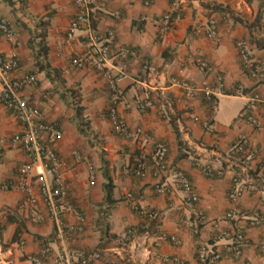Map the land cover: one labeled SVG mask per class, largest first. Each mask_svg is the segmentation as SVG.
<instances>
[{"label": "crops", "instance_id": "obj_1", "mask_svg": "<svg viewBox=\"0 0 264 264\" xmlns=\"http://www.w3.org/2000/svg\"><path fill=\"white\" fill-rule=\"evenodd\" d=\"M170 9L180 18L161 33L160 19ZM75 12L73 0H0V15L17 31L14 48L19 69L38 79L35 86L19 93L41 109L45 121L62 131L53 148L64 163L60 171L75 210L64 212L61 222L75 225L76 213L82 216V229L68 230L66 239H60L34 179L36 201H26V193L17 184L19 167L27 156L11 144L21 126L14 113L0 105V264H30L27 256L42 248L47 249L43 264H58L64 254L75 260L78 250L100 254L90 261L79 258L80 264H173L163 256L202 264L198 259L201 248L224 252L231 242L220 235L221 230L242 232L246 243L241 257L227 255L214 264H264V124L254 126L244 111L252 91L264 95V80L244 73L236 49L237 40H247L250 57L264 63V0H150L149 5L143 0H97L88 17L90 30L82 26L68 40L66 32ZM211 17L217 20L219 42L205 34ZM108 29L115 32V39L104 65L113 75L128 74L118 84L122 97L117 106L126 135L114 133L108 116L107 77L93 67L72 63L86 50L88 31ZM41 44L46 46L43 69L36 58ZM118 46L134 49L136 56H116L113 50ZM9 48L0 35V50ZM198 55L212 70L206 72L196 65ZM47 63L57 71L58 76L52 75L56 79L47 74ZM147 65L155 66L157 74L149 73ZM172 76L195 84L206 80L215 88L217 109L212 111L201 93L188 97L181 86L171 84ZM2 88L0 82V92ZM146 97L153 106L141 112L137 102ZM78 104L83 106L80 115ZM262 111L256 106L247 113ZM138 128L166 143L162 169H154V142L135 135ZM241 135L247 137L246 149L240 159L229 162L225 156ZM205 163L222 173L204 175L200 166ZM135 166H142L145 174H134ZM179 173L198 194L192 207L184 202ZM234 176L241 180L243 192L238 212L227 218ZM108 181L113 184L112 202L104 190ZM7 182L11 185L4 188ZM135 206L156 211L158 218H144ZM256 214L261 217L258 223ZM170 235L179 243L171 242ZM20 239L23 247L18 245Z\"/></svg>", "mask_w": 264, "mask_h": 264}, {"label": "built area", "instance_id": "obj_2", "mask_svg": "<svg viewBox=\"0 0 264 264\" xmlns=\"http://www.w3.org/2000/svg\"><path fill=\"white\" fill-rule=\"evenodd\" d=\"M76 7V12L71 19L66 38L71 40L75 36V32L86 26L88 30V17L91 7L97 0H73ZM144 5H149L150 0H143ZM118 14V13H117ZM180 18V14L172 9L164 13L160 19L159 30L164 32L166 28L173 22ZM17 31L13 24L5 16L0 15V35L5 42L10 44L9 50L3 52L0 50V82L2 83V91L0 92V105L12 111L21 126L20 131L14 133L11 137V144L19 147L27 156V161L23 162L19 167L18 174V187L26 193V201L28 203H35L36 196L32 189V180L34 179L40 189L41 197L47 207L49 216L54 220L57 229V236L60 239H66V231L81 230L82 216L76 213L78 223L75 225H64L61 222V215L64 212L74 211V206L68 197L67 186L61 175V167L64 165L56 154L53 144L62 137V131L53 122H47L44 119L41 109L31 103L28 98L21 95L19 90L26 86H35L37 84V77L34 73L21 72L18 64V55L14 48L16 43ZM86 50L77 54L72 63L76 67L90 66L101 72L107 77V82L111 91L110 105L108 107V116L111 121L113 131L117 135H126L127 127L124 119L119 116L117 106L122 97V90L119 87V82L127 78L126 72H120L113 75L105 67L104 61L112 53V46L115 39V32L108 29L103 33L88 31L87 33ZM206 37L219 42L221 36L218 31L217 20L214 17L208 19L205 29ZM236 49L240 59V63L244 73L247 75L264 80V63H255L250 57L249 43L247 40L239 39L236 42ZM114 54L122 59L136 56V51L129 47L118 46L113 50ZM194 62L206 72L212 70V66L202 56L198 55L194 58ZM147 71L151 74H157V68L153 65H147ZM170 82L173 85H179L185 90L188 97H194L199 93L210 102L212 111L217 109V101L215 98V88L211 87L206 80L200 84H195L185 79L176 76L170 77ZM218 85H222L221 78L218 77ZM237 91H242L237 88ZM45 98L49 96V92L43 95ZM153 106V101L146 97L137 102L139 111H146L149 107ZM256 106L262 107L263 111L259 115L247 113L253 110ZM246 119L254 126H262L264 124V95L258 91H252L247 97V103L244 108ZM208 125V124H206ZM135 135H140L146 140H153V137L145 133L141 128L134 132ZM154 142V156L153 164L154 169L160 170L163 168L167 146L166 143L160 140H153ZM247 137L245 135L239 136L231 145L228 154L225 156L226 160L231 162L236 158H241L240 154L243 153L247 145ZM73 155L79 158L77 151ZM204 175L213 177L220 175L221 170L215 169L211 163H205L200 166ZM134 174L143 176L145 170L142 166L134 167ZM179 179L182 190L185 192L184 202L187 206L192 207L199 199L198 194L190 182V180L183 174L179 173ZM5 183L4 188H9ZM161 191V190H160ZM243 192V184L241 180L234 176L231 186L228 190V197L232 203V208L226 213L227 218H231L234 213L238 212L237 203L240 195ZM139 209V213L144 218L149 220H156L158 213L156 211L143 210L140 206H135ZM201 213H197V219H201ZM261 217L256 214L254 217L255 223H258ZM192 225V224H189ZM194 232L198 231L197 225L193 228ZM220 235L228 237L231 242L225 247V251L207 250L201 248L198 251V259L202 264H214L215 262L225 258L227 255L233 258H239L243 254V247L246 243V237L242 232H230L221 230ZM164 238V236H162ZM169 240L174 244L179 243V239L170 235ZM24 241L18 240L19 247H23ZM47 253L46 248H42L36 255H28L27 260L30 264H43L44 257ZM78 258L72 259L68 254L60 255L58 264H80L79 258L90 261L99 258L98 251L86 253L83 250L76 252ZM165 261L173 264H187L183 259L178 256H163Z\"/></svg>", "mask_w": 264, "mask_h": 264}, {"label": "trees", "instance_id": "obj_3", "mask_svg": "<svg viewBox=\"0 0 264 264\" xmlns=\"http://www.w3.org/2000/svg\"><path fill=\"white\" fill-rule=\"evenodd\" d=\"M258 44L260 43V42H257ZM45 57H46V46H45V44H41V46H40V48L38 49V51H37V54H36V58H37V64L39 65V68L41 69H43V67H45V65H44V60H45ZM48 65V66H47ZM47 65H46V69H47V74L49 75V76H51L52 77V75H54L55 77L56 76H58V73H57V71L55 70V69H53V68H50L49 67V64L47 63ZM52 77V79H56L55 77ZM78 103H79V100H78ZM82 110H83V106H81L80 104H78L77 105V107H76V113L78 114V115H80L81 113H82ZM79 124H81V122L79 123ZM78 124V125H79ZM83 124H85V123H83ZM136 167V166H135ZM132 171H133V173H134V168H132ZM7 184L9 185L10 184V182H7ZM112 187H113V184H112V182L111 181H108V182H106V183H104V190H105V192H106V196H107V200L109 201V202H112V201H114L113 199H109V197H110V193H111V189H112ZM136 209V211L139 213V209L138 208H135ZM106 212V211H105ZM140 214V213H139ZM141 216H142V214H140ZM144 217V216H143ZM140 229H144V227L143 228H140ZM147 229V228H146Z\"/></svg>", "mask_w": 264, "mask_h": 264}]
</instances>
